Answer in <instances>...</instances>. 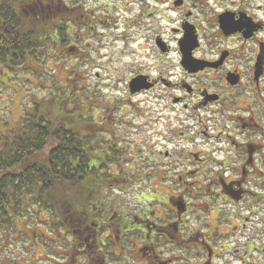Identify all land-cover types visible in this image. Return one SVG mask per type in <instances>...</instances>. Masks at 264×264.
Returning a JSON list of instances; mask_svg holds the SVG:
<instances>
[{
	"label": "flooded vegetation",
	"instance_id": "flooded-vegetation-1",
	"mask_svg": "<svg viewBox=\"0 0 264 264\" xmlns=\"http://www.w3.org/2000/svg\"><path fill=\"white\" fill-rule=\"evenodd\" d=\"M134 4L139 10L123 34L135 65L127 94L146 102L148 167L168 170L161 182L179 188L162 200L134 197L132 209L112 204L117 210L108 214L104 200L93 204L84 259L264 264V0ZM84 18L89 26L103 22L89 11ZM241 203L245 209L230 208Z\"/></svg>",
	"mask_w": 264,
	"mask_h": 264
},
{
	"label": "rangeland",
	"instance_id": "rangeland-1",
	"mask_svg": "<svg viewBox=\"0 0 264 264\" xmlns=\"http://www.w3.org/2000/svg\"><path fill=\"white\" fill-rule=\"evenodd\" d=\"M75 1L78 4L66 1L71 8L79 7L70 11L71 23L68 22L64 31V43L40 46L37 61L31 58L28 64L14 70L0 63V142L3 133L20 123L23 111L32 107L33 102L46 103L63 91L62 94L69 97L67 101L74 100L78 104L89 101L85 115L89 118L91 114L95 123H105L104 131L96 134L92 144L102 142L104 147L113 150L107 170L117 181L122 179L123 184L121 188L97 191L98 196H108L113 204L126 205L129 209L137 203L134 197L162 200L165 195L176 193L179 187L172 181L171 184L161 182L160 176H166L168 170L148 167L151 136L146 134V102L136 105V101L130 100L126 87L135 65H131L133 58L125 54L132 44L123 40L128 33L123 34L126 23L138 12L140 4L135 5V0ZM120 5L123 6L121 11L118 10ZM84 11L95 14L103 22L90 26L81 23L75 15ZM55 36L51 31L49 38ZM68 46H73L74 55L67 51ZM158 128L163 130L164 124ZM98 178L106 179L103 172ZM203 194L200 192L199 199L207 201L208 195ZM153 204L155 210L164 208L156 202ZM230 208L243 210L245 203L231 204ZM73 210L78 208L73 207ZM31 211V218L17 216L11 230L0 228V264H97L83 258L77 251V240L57 226V219L39 207H32ZM249 225L257 226V220ZM115 244L113 237L107 238L105 251L114 252ZM109 258L112 260V255ZM124 261L122 264H131L130 258Z\"/></svg>",
	"mask_w": 264,
	"mask_h": 264
},
{
	"label": "trees",
	"instance_id": "trees-1",
	"mask_svg": "<svg viewBox=\"0 0 264 264\" xmlns=\"http://www.w3.org/2000/svg\"><path fill=\"white\" fill-rule=\"evenodd\" d=\"M66 1L78 4L75 0H0V63L14 70L31 58L37 61L40 46L64 43V31L71 23L68 18L79 7L71 8ZM75 18L85 23L84 13ZM51 31L56 35L53 39L49 38ZM67 51L72 55L76 52L73 46ZM62 93L46 103L33 102L23 111L20 123L3 133L0 228L11 230L17 216L31 218L32 207H39L57 219L58 227L79 239L77 251L84 258V227L94 215L93 204L104 200L107 214L108 209L117 210L111 198L99 199L97 191L121 188L123 180L117 181L107 170L113 150L102 142L92 144L104 124L92 121L91 114L89 118L85 115L89 101H67L69 97ZM101 172L108 184L98 178Z\"/></svg>",
	"mask_w": 264,
	"mask_h": 264
},
{
	"label": "water",
	"instance_id": "water-1",
	"mask_svg": "<svg viewBox=\"0 0 264 264\" xmlns=\"http://www.w3.org/2000/svg\"><path fill=\"white\" fill-rule=\"evenodd\" d=\"M134 81H136V80L133 79V80L131 81V83H130V87L132 86V82H134ZM132 90H133V89H132Z\"/></svg>",
	"mask_w": 264,
	"mask_h": 264
}]
</instances>
